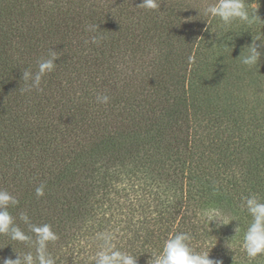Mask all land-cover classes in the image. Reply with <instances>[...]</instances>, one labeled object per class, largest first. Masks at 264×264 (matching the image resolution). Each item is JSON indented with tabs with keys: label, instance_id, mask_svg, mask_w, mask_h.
Instances as JSON below:
<instances>
[{
	"label": "trees",
	"instance_id": "obj_1",
	"mask_svg": "<svg viewBox=\"0 0 264 264\" xmlns=\"http://www.w3.org/2000/svg\"><path fill=\"white\" fill-rule=\"evenodd\" d=\"M141 2L0 0V189L19 200L9 211L30 236L21 213L53 226L57 264H94L101 233L148 264L177 232L223 264H264L199 215L219 207L242 239V198L264 199V39L258 66L235 59L264 22L225 28L203 15L215 0ZM250 2L264 20V0ZM52 48L42 91H22V72ZM13 249L30 250L0 235V258Z\"/></svg>",
	"mask_w": 264,
	"mask_h": 264
},
{
	"label": "clouds",
	"instance_id": "obj_2",
	"mask_svg": "<svg viewBox=\"0 0 264 264\" xmlns=\"http://www.w3.org/2000/svg\"><path fill=\"white\" fill-rule=\"evenodd\" d=\"M138 7L147 10H159L161 5L159 0H142ZM259 7L250 0H215L208 4L203 15L212 19H218L225 28L231 27L235 22H240L248 27L258 22H264L257 10ZM199 15L201 14L198 10ZM206 21L207 25L208 21ZM208 28H205L207 31ZM219 37L217 36V39ZM102 37H93L92 42L98 43ZM262 37L257 36L252 44L247 46L246 52H240L239 59L241 65L252 68L259 65L261 52L258 50L256 41H262ZM60 57L53 48L49 50L47 57H41L36 62V70L25 69L21 79L24 81L25 88L22 91L33 89L42 91L41 84L43 78L55 70V61ZM96 100L100 104L110 102L108 95H98ZM46 185L41 183L35 188L36 197L45 194ZM242 208L246 209L251 217V222L247 225L240 238L241 226L237 224L233 231L234 235L226 241V247L233 250L236 243L243 249L249 259H255L264 255V199L257 194H250L242 198ZM19 200L7 190L0 189V235L7 236L10 240L24 243L29 246V251L16 254V258H0V264H57V258L49 251V244L55 243L59 236L49 223H32L27 213H21L20 219L28 226V231L33 235H28L19 225L15 223V218L9 211V207H15ZM201 219L205 222L206 228L212 232L213 226L220 228L238 219L233 216H226L219 207L208 206L199 212ZM34 237V238H33ZM98 239L102 240L99 250L92 257L94 264H137L136 256L117 248L110 234H98ZM192 236L188 232H177L171 234L163 243L161 251L151 253L148 264H223L222 260L210 258L209 251H197L191 246ZM31 249H34L31 250Z\"/></svg>",
	"mask_w": 264,
	"mask_h": 264
},
{
	"label": "rangeland",
	"instance_id": "obj_3",
	"mask_svg": "<svg viewBox=\"0 0 264 264\" xmlns=\"http://www.w3.org/2000/svg\"><path fill=\"white\" fill-rule=\"evenodd\" d=\"M234 227L235 223L231 222L230 224L221 226L218 229L213 226V231L214 233H218V235L222 238L230 239L234 235Z\"/></svg>",
	"mask_w": 264,
	"mask_h": 264
}]
</instances>
